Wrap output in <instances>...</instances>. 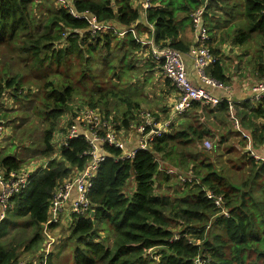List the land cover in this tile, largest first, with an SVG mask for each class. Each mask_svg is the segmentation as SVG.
Here are the masks:
<instances>
[{"label":"trees","instance_id":"obj_1","mask_svg":"<svg viewBox=\"0 0 264 264\" xmlns=\"http://www.w3.org/2000/svg\"><path fill=\"white\" fill-rule=\"evenodd\" d=\"M69 1L75 13H87L98 24L116 30L131 28L137 39L130 32L122 37L110 30L92 32L85 19L55 6L52 0L0 1V49L1 55L8 56L0 62V123L5 127L12 111L4 106V100H27L37 90L36 113L45 124L43 149L37 151L41 157L54 153L53 134L60 118L70 110L73 97L82 93L89 99L106 89L112 92L119 88L114 81L120 84L124 78L131 91L130 79L137 74L133 71L155 70L157 65L149 57L136 64V58L146 51L137 41L141 36L148 35L156 46L186 54L191 41L180 36L193 32L191 14L205 2L203 20L213 58L208 75L226 85L219 47L225 42L242 46L253 41L256 52L248 61L256 78H264V0H242V20L232 23L224 35H219L216 21L221 17L212 12L224 9L225 13V8L236 7L229 3L240 0H150L146 10L140 8L139 0L136 7L133 0ZM234 13L225 15L233 18ZM13 55L29 74L12 72L9 62ZM96 64L100 66L97 75L93 71ZM122 86L125 89L124 83ZM127 97L122 100L127 105L121 121L125 128L132 120L131 110L138 105ZM84 103L96 108L89 100ZM233 104L240 127L250 132L251 144L264 143V125L254 123L257 118L264 119V101ZM103 106L107 117L108 106ZM206 110L218 127L205 125ZM191 111V116L182 115L176 128L155 138L131 160L119 158L120 148H105L110 156L100 164L88 194L90 211L72 216L66 238L72 249L65 264L69 259L72 264H264V162L248 154L241 156L227 145L231 132L225 100L215 108L194 103ZM219 127L224 128L223 133ZM207 138L214 140L211 152L202 148ZM223 146L229 162L239 170L247 167L237 182L213 163ZM87 150L83 140H68L60 147L59 158L34 171L28 188L13 197V208L0 225V264H17L15 250H7L2 243L17 221L26 218L23 226L36 230L27 249L41 243L40 232L48 219L54 189L84 168L89 161L84 154ZM21 165L15 155L0 154V170H18ZM160 165L185 176L191 172L194 180L178 186L176 176L160 171ZM130 177L134 188L125 194ZM206 190L222 198L228 217L218 214ZM46 264L60 262L50 252Z\"/></svg>","mask_w":264,"mask_h":264},{"label":"built area","instance_id":"obj_2","mask_svg":"<svg viewBox=\"0 0 264 264\" xmlns=\"http://www.w3.org/2000/svg\"><path fill=\"white\" fill-rule=\"evenodd\" d=\"M34 1L40 2L41 0ZM52 1L57 7L68 9L73 16L79 19H85L92 32L110 30L119 37L130 32L132 36L137 39L135 30L131 28L127 30H116L111 25L98 24L95 18L89 16L87 13H75L69 0ZM139 1V6L142 10H146L150 7V0ZM206 4L207 3L205 2L203 6L199 7L191 14L194 40L189 46L187 52L192 59L193 70L200 85L193 83L189 78L182 53L168 46H156L151 40L147 39L146 36L145 38L137 40L141 45L146 47V51L142 56L151 58V61L160 69L163 77L170 81L179 92V95L175 97L174 102L171 105L170 115L166 120H151L147 114L143 115V120L139 118L140 121L143 122L138 125L134 132L137 139L135 147L126 149L124 141L117 137L114 125L112 126L111 120L108 116L106 117L105 114L101 115L95 108H90L88 105H84L80 108L72 109L69 113L67 123L68 128L62 133L63 136L60 139L59 149L62 146H66L68 140L81 139L88 145V150L84 154L89 161L81 171L74 173L72 177L65 180L61 185L54 189L53 197L49 205L48 219L42 225L43 233L47 234L51 224L58 225L65 220L71 222L73 215L79 216L90 211L91 207L88 194L93 186L95 178L97 177L100 164L110 156L105 150L107 146L120 148L122 151L119 158L131 160L135 157L137 151L149 148L155 138L170 132L171 127L175 124L174 121L176 118L181 117L188 112L194 103H199L209 108H215L225 100L232 126L238 133L239 137L247 141L246 150L249 151L250 156L254 159L264 162V158L256 156V154L251 151L249 135L240 127L238 118L235 115L233 101L229 98L224 99L215 96L207 89L223 90L226 86H223L205 73V70L208 69L213 61L209 46V34L203 20ZM148 27L152 32L153 28L149 25ZM248 101L251 104H258L264 101V78L258 80L251 86V95ZM133 126H135V124L131 127ZM3 127L4 124L0 123L1 139L3 137ZM212 147L211 141H203L202 148L204 150L210 151ZM58 158L59 156L55 155L49 158V160ZM47 162L44 163L42 169H45ZM159 170L170 176H176L178 186L194 180L191 172H188L185 176L177 173V171L172 168L164 170L161 165ZM31 174V172L23 168L9 172L0 170V225L6 218L7 213L13 208V197L21 194L28 188L32 179ZM133 188L134 179L133 177H130L126 183L124 193L130 194L133 191ZM72 193H74V198L71 199ZM205 195L208 199L213 200L215 207L218 209L219 215H224L225 217L229 216L228 210L225 208L221 197L215 198L214 195L207 190L205 191ZM46 242L50 243L52 240ZM198 243V241L194 242L195 245ZM44 251L45 250L41 249L37 257L29 262H19L17 264H46L47 252L44 254Z\"/></svg>","mask_w":264,"mask_h":264},{"label":"rangeland","instance_id":"obj_3","mask_svg":"<svg viewBox=\"0 0 264 264\" xmlns=\"http://www.w3.org/2000/svg\"><path fill=\"white\" fill-rule=\"evenodd\" d=\"M240 1H234L233 3H229L232 5H235L237 7H230L225 8L221 12L220 9H218L216 12H212L214 14H218L221 18H218L216 21H218V26L220 28L219 35H224L227 31H229V26L234 23L242 20L241 14V3ZM54 3V2H53ZM132 4H136V0L132 1ZM55 5V4H54ZM57 6V5H55ZM54 6V7H55ZM234 13L233 18L229 17V13ZM144 30L143 28H141ZM148 39V35L141 36L142 38ZM220 37V36H219ZM226 44V43H225ZM224 44V45H225ZM230 47V46H229ZM245 48L248 50L246 52V55L253 54L249 52H254L256 46L255 42L250 41L248 45L245 46ZM236 50V49H232ZM248 53V54H247ZM2 50L0 49V62L7 61L8 56L1 55ZM146 56H138L136 58V64H143L145 61H147ZM11 65V70L13 73H22V74H29L27 70L23 68L21 64L18 63V60L16 56L11 57V61L9 62ZM100 66L98 64L95 65L93 71L97 74H99ZM155 70H136L133 71V73H137L134 77L130 79L131 91L130 86L128 87L129 83L126 82L125 78L122 80V82L119 84V82L114 81L115 84L119 88L113 89L112 92L109 91V89H106L105 91H102V95L96 94L92 98H87L82 93H79L77 96L73 97L72 103L70 105V110L64 114L57 125V128L53 134L52 138V144L54 145V153L51 154V156L48 157H41L39 156V153L37 151H41L43 149L42 146V138H43V131L45 124L41 121L42 118L37 115L36 111V96L38 93L36 90L35 94L28 95L30 96L27 100H10L6 99L4 100V106L12 110L7 119V123L5 125V128L3 127V137L0 138V154L4 155H15L16 158L21 159L22 165L21 168L26 169L31 166H38L42 162L45 163L49 158L58 155L59 146H60V139L63 136V132L67 130V123H68V115L72 111V109L80 108L81 106L87 105L84 103V100H89L90 103L96 104V110L101 114H105L106 111L104 109L103 105L108 106V118L111 120L112 126H116L115 133L118 138H120L122 141H129L131 139V135H134V132L138 125L142 123L143 121H140V119L143 120V115L147 114L149 115V118L151 120L156 119V121H164L167 119V116L169 117V101L167 102L166 96L168 95V90L174 91V95L178 96L179 92L176 90V88L172 89L170 83H166L164 81V77L160 72V69L155 67ZM206 74H209V69L205 70ZM196 77V76H195ZM124 83V88L122 84ZM108 82H106V85L108 86ZM36 88V85H32V87ZM167 91V92H166ZM107 93V94H106ZM167 94V95H166ZM132 97H131V96ZM126 96L130 97V100L135 104L136 102L138 105L134 107L130 115L132 116V120L129 122V127L125 128L121 124L122 119L124 118V112L127 109V105L122 100L126 98ZM127 97V98H129ZM3 108V107H2ZM4 109V108H3ZM189 113V116L193 114L191 109L186 112V114ZM208 110H206L205 113V125L208 127V123L206 121L208 117ZM106 115V114H105ZM140 118V119H139ZM181 117L176 118L174 121V125L172 127L176 128L180 122ZM209 118V117H208ZM229 118V117H228ZM230 120V119H229ZM231 123V120H230ZM228 122V128L232 127L231 124ZM131 127L132 125H134ZM115 128V127H114ZM210 140V138H207ZM211 141V140H210ZM213 144V143H212ZM36 153V154H34ZM42 163V164H43ZM41 164V165H42ZM35 168V167H34ZM27 170V169H26ZM239 176V174H238ZM162 191V193H168L167 191ZM26 221L25 219H21L20 221H17L18 225L15 227H11L8 229L7 235L2 239V243L4 247L7 250L14 249L17 253L19 262H29L37 257L40 250H45L43 253L45 254L47 252L53 253V259L57 258L60 262V264H65L66 258L70 256L72 245L68 244L66 238L69 230V223L70 221L65 220L62 223L58 224L55 228H50L47 234L40 232L42 236V241L38 246H35L33 248H26L27 245L30 243L31 239L34 237L35 229L24 227L23 223ZM52 240V242L48 243L46 241ZM104 240V239H102ZM151 254V256H154V251L148 252ZM155 259H157L155 257ZM157 261V260H156ZM72 264L70 259L69 263Z\"/></svg>","mask_w":264,"mask_h":264},{"label":"crops","instance_id":"obj_4","mask_svg":"<svg viewBox=\"0 0 264 264\" xmlns=\"http://www.w3.org/2000/svg\"><path fill=\"white\" fill-rule=\"evenodd\" d=\"M137 5L138 4H134L133 6L136 7ZM185 37H186V39H188V41H191V44H192V41L194 40V33L189 32L187 34H183L180 36V39L184 40ZM225 43H224L225 45L223 44L221 47H219V49H220V56L219 57L222 61L224 76L227 78L226 85H224V86H226V88L223 90H215V89H210V88H207V89L213 95L218 96L220 98H224V99L229 98L234 103H240L243 101H247L251 95V86L253 84H255V82L258 81V79L256 78L255 71H254L251 63L249 62L250 61L249 58L251 59L256 51L254 50V52H249V53H253V54L246 55V52H248V50H247L248 48L246 49L245 46L248 45L249 43L242 45V46L231 45L230 42H225ZM232 49H236V50L232 51ZM183 58H184V62H185V66H186V70H187L189 78L193 81V83L200 85V83L198 82V79L195 77L196 75H195L194 70H193L191 57L186 53V54H183ZM164 81L166 82L167 80L164 78ZM171 86L174 87L172 84H171ZM201 86H202V84H201ZM175 97L176 96L174 95V91L168 90V95L166 96V98H167V102L169 101V104H168L169 106H167V108L169 107V113H170L171 105L174 102ZM227 119H228V122L230 123L229 118H227ZM202 120L205 121V118H202ZM206 121H207L208 125L214 124L215 126L218 127V124L216 122L213 123L212 117L207 118ZM254 123L256 125H264V119L257 118L254 120ZM231 126H232V124H231ZM223 129H224L223 127L222 128L219 127V130L221 133H223V131H224ZM214 130L215 129L212 128V131H214ZM242 130L245 131V129H242ZM229 131L231 132L230 133L231 135H229L227 145H230L241 156H244L245 154H248L250 156L249 151L246 150L247 141L246 140L243 141L241 138L238 137V133L235 131L233 126L229 128ZM216 132L217 131H215L213 133H216ZM245 132L248 135L250 134V132H248V131H245ZM215 139H217V137H215ZM205 140H208V139H205ZM205 140L203 139V141H205ZM210 140L212 143L214 142L213 139H210ZM136 144H137V139H136L135 135H131V139L129 141H124V145H125L126 149H131V148L135 147ZM224 148H225V146L220 147L221 152L216 154V157L214 158L213 163L217 167L224 168V173L228 174L227 176H229L232 179H235V181L237 182L238 178H241L242 173L243 174L246 173L247 167L243 166V168L241 170H239V168H236L234 166L233 161L229 162V160H230L229 155L227 153L223 152ZM250 149H251V151H253L256 154V156H258L260 158H264V143L255 144V146H253L250 142ZM248 155L245 156V158L248 157ZM255 160H257V159H255ZM41 164L38 166L37 165L31 166L30 169L29 168H26V169L29 172L33 173L37 169L43 168L44 163L42 165ZM238 174H239V176H238ZM72 198H74V193L71 194V199Z\"/></svg>","mask_w":264,"mask_h":264},{"label":"water","instance_id":"obj_5","mask_svg":"<svg viewBox=\"0 0 264 264\" xmlns=\"http://www.w3.org/2000/svg\"><path fill=\"white\" fill-rule=\"evenodd\" d=\"M89 215H90V217H93V211H91Z\"/></svg>","mask_w":264,"mask_h":264},{"label":"bare ground","instance_id":"obj_6","mask_svg":"<svg viewBox=\"0 0 264 264\" xmlns=\"http://www.w3.org/2000/svg\"><path fill=\"white\" fill-rule=\"evenodd\" d=\"M138 152V151H137Z\"/></svg>","mask_w":264,"mask_h":264}]
</instances>
